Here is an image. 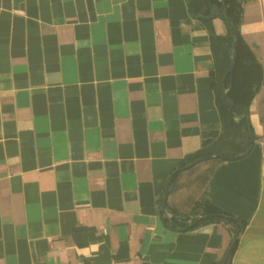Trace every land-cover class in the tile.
<instances>
[{"label": "crops", "instance_id": "1", "mask_svg": "<svg viewBox=\"0 0 264 264\" xmlns=\"http://www.w3.org/2000/svg\"><path fill=\"white\" fill-rule=\"evenodd\" d=\"M209 0H0V264H216L227 225L166 228L204 201L245 221L230 264H264V0L241 34L263 84L239 123Z\"/></svg>", "mask_w": 264, "mask_h": 264}, {"label": "trees", "instance_id": "2", "mask_svg": "<svg viewBox=\"0 0 264 264\" xmlns=\"http://www.w3.org/2000/svg\"><path fill=\"white\" fill-rule=\"evenodd\" d=\"M246 1L247 0H209V10L204 14H198L197 17L205 20L220 17L225 23L226 33L224 36H221V38L227 40L228 51L232 53L228 57L224 72L221 75V100L226 110L237 122L245 123L251 137V142L253 143V141L257 139V136L254 134L249 121V107L263 84V68L240 31ZM233 46L234 48L232 49ZM248 153L249 150L240 153H221L218 150L210 153L199 150L186 155L181 160L177 169L181 172L210 158L235 161L245 157ZM195 162H197L195 165L190 166ZM178 173H171L169 179L170 186ZM164 192L159 198V215L166 228L180 232L193 230L212 223L228 226L231 232L229 246L234 243L226 263L230 264L242 230L245 227V221L204 201L196 202L190 213H180L169 208H167V212H165L161 207ZM220 263L221 262H218L216 264Z\"/></svg>", "mask_w": 264, "mask_h": 264}, {"label": "water", "instance_id": "3", "mask_svg": "<svg viewBox=\"0 0 264 264\" xmlns=\"http://www.w3.org/2000/svg\"><path fill=\"white\" fill-rule=\"evenodd\" d=\"M233 48H234V46L232 47V49H233ZM231 53H232V52H230V55H231ZM207 158H209V157H207ZM204 159H206V158H204ZM196 163H197V162L191 164L190 166H193V165H195ZM178 172H179V169H176V170L174 171L175 174L178 173ZM169 186H170V181L168 182V184H167V186H166V188H165V192H164V195H163V198H162V203H161V207H162V209H163L165 212H167V198H168V194H169ZM233 245H234V243L231 244V246H229V248L227 249V251H226V253H225V255H224V258H223V260L221 261L220 264H226V263H227V260H228V257H229V255H230V252L232 251Z\"/></svg>", "mask_w": 264, "mask_h": 264}]
</instances>
